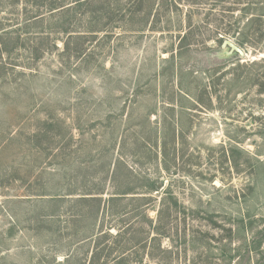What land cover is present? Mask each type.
Wrapping results in <instances>:
<instances>
[{
  "label": "rangeland",
  "instance_id": "rangeland-1",
  "mask_svg": "<svg viewBox=\"0 0 264 264\" xmlns=\"http://www.w3.org/2000/svg\"><path fill=\"white\" fill-rule=\"evenodd\" d=\"M221 3L0 0V264H264V0Z\"/></svg>",
  "mask_w": 264,
  "mask_h": 264
},
{
  "label": "trees",
  "instance_id": "trees-1",
  "mask_svg": "<svg viewBox=\"0 0 264 264\" xmlns=\"http://www.w3.org/2000/svg\"><path fill=\"white\" fill-rule=\"evenodd\" d=\"M180 1H183L184 3H188L189 5H191L192 6V3H195V1L196 0H180ZM197 1H199V0H197ZM227 1H229V0H221V7H223L224 8V6H226L225 8H227L228 6L227 5H225V3L227 2ZM136 2H138V3H141V5H143L142 7H141V10L144 8V3H145V0H136ZM249 3H252V1H250ZM130 4V3H129ZM130 6H132V5H130ZM233 6V5H232ZM247 6H251V5H247ZM223 8H222V10H223ZM228 8H230V7H228ZM228 10H230V9H228ZM244 11H245V13L246 14H248L249 13V9L248 8H244ZM127 12V11H126ZM149 12V14H150V11H148ZM130 13L131 14H133V12L130 10ZM222 13L223 14H226V13H224V10L222 11ZM130 14V15H131ZM226 16H228V15H226ZM225 16V17H226ZM224 16L223 17H221V20H219L220 22L222 21V20H224V18H225ZM255 19H254V17L252 16V19H251V22L252 21H254ZM187 33V32H186ZM185 33V35H184V37H183V39L185 38V40H184V42L189 38V36L190 35H192V29H190V31L186 34ZM75 35L74 34H70V37H69V40L66 42V48H67V50H69V45H70V42H71V39H81V35H78L77 37H74ZM222 38L223 37H221V39H220V41H223L222 40ZM85 48H83V49H79L78 51H77V53H76V56L77 57H82V56H84V55H87V53L85 52ZM96 259H97V255H95V256H93V258L91 259V264H100L98 261L96 262Z\"/></svg>",
  "mask_w": 264,
  "mask_h": 264
},
{
  "label": "water",
  "instance_id": "water-1",
  "mask_svg": "<svg viewBox=\"0 0 264 264\" xmlns=\"http://www.w3.org/2000/svg\"><path fill=\"white\" fill-rule=\"evenodd\" d=\"M223 45L224 46L229 45L232 48V50H236V51H238L240 53H243V51L236 44H234L231 41L225 40V42L223 43Z\"/></svg>",
  "mask_w": 264,
  "mask_h": 264
}]
</instances>
